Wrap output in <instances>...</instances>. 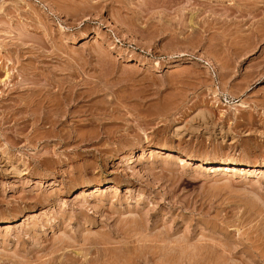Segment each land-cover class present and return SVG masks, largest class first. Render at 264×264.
I'll return each mask as SVG.
<instances>
[{
	"label": "rangeland",
	"instance_id": "rangeland-1",
	"mask_svg": "<svg viewBox=\"0 0 264 264\" xmlns=\"http://www.w3.org/2000/svg\"><path fill=\"white\" fill-rule=\"evenodd\" d=\"M184 1L0 0V264H264V0Z\"/></svg>",
	"mask_w": 264,
	"mask_h": 264
},
{
	"label": "bare ground",
	"instance_id": "bare-ground-1",
	"mask_svg": "<svg viewBox=\"0 0 264 264\" xmlns=\"http://www.w3.org/2000/svg\"><path fill=\"white\" fill-rule=\"evenodd\" d=\"M174 2H175V0H173ZM179 1V0H178ZM228 2L229 1V3H228V5H224L225 4V2ZM254 1V0H253ZM185 3H188V4H186V5H195L197 8L199 7V8H201L203 11H205V12H211V13H214L215 11L214 10H216L217 8H220V9H218V10H223L224 11V13H242V12H244L246 9H248V8H246V9H244L245 8V6L246 5H244V6H242V5H240V4H238V3H236L235 2V0L233 1H231V0H185L184 1ZM226 2V3H227ZM251 2V1H250ZM169 3V2H168ZM173 3V2H172ZM176 3V2H175ZM174 3V4H175ZM250 4V3H249ZM171 5V4H170ZM185 5V6H186ZM184 7V6H183ZM247 7V6H246ZM251 7V6H250ZM198 8V9H199ZM197 9V10H198ZM244 9V10H243ZM251 8H249V10H250ZM191 10V9H190ZM252 10V9H251ZM193 11V10H192ZM200 11V10H199ZM198 11V12H199ZM214 11V12H213ZM248 11V10H247ZM247 11H245V12H247ZM249 12V11H248ZM251 12V11H250ZM222 13V12H221ZM215 14V13H214ZM233 16V15H232ZM224 17V16H223ZM226 17V16H225ZM237 17V16H236ZM191 19V18H190ZM189 19V21L187 22V20H185L184 19V21H182V23L180 24L179 22L180 21H178L177 23H179V25L181 26V25H186V26H183L184 28L185 27H188L187 25H191V26H194V24L195 25H210L211 23L208 21V22H204V21H201V22H199V23H194V22H192V20H190ZM205 20V19H204ZM219 19L217 18L216 20H215V23H216V21H218ZM171 21V20H170ZM169 21V22H170ZM213 21H214V18H213ZM231 22V21H230ZM224 23H226V22H224ZM213 24H214V22H213ZM233 24H235V23H233ZM178 25V24H177ZM201 25H200V27H201ZM216 26V25H215ZM213 27V26H212ZM219 27V26H218ZM201 28H203V27H201ZM205 28V27H204ZM216 28V27H215ZM7 73V72H6ZM7 75H8V73H7ZM6 74H5V77H9V76H7ZM6 81V80H5ZM242 111V110H241ZM199 113V112H198ZM242 113V112H241ZM198 115V114H197ZM203 116H204V114H203ZM203 116H199L200 118H202ZM108 151V150H107ZM198 156H200V155H198ZM197 156V157H198ZM208 156H210V155H208ZM214 155H212L211 157H198V158H196V161H198V162H200V163H202V164H213V163H218L220 166H221V168H222V170H229L230 169V166H249L251 163L248 161V159L246 160V159H244V160H238V159H235V158H231V157H229V158H225V159H222V160H217L216 158H214L213 157ZM177 157V156H176ZM186 157V156H185ZM174 158V160H175V157H173ZM183 158V157H182ZM187 159H189V157H186ZM185 158V159H186ZM179 159V158H178ZM177 159V160H178ZM185 159L183 160V159H180L181 160V162H184L185 161ZM186 159V160H187ZM184 163H186V162H184ZM188 163V162H187ZM95 185V184H94ZM98 187V186H97ZM88 190H89V188H87ZM87 190V191H88ZM90 191V190H89ZM94 192V191H93ZM95 192H97V191H95ZM82 192L80 191V194H81ZM115 193V192H114ZM90 194V193H89ZM116 194V193H115ZM83 195V194H82ZM87 195V194H86ZM81 197V196H80ZM32 214V213H31ZM30 215V214H29ZM25 217H27V216H25ZM134 217V216H133ZM29 218L30 217H28L27 219H25L24 218V221H23V223H21V224H23L24 226L27 224H30V223H28L29 222ZM131 218V217H130ZM130 222H131V219H130ZM131 224V223H130ZM22 225V226H23ZM147 225V224H146ZM4 226V225H3ZM21 226V227H22ZM128 228H130V227H128ZM24 229V228H23ZM122 230H123V228H122ZM119 231V230H118ZM27 233V232H26ZM121 233V232H120ZM117 234V233H116ZM259 234V233H258ZM126 235V234H125ZM261 235V234H260ZM66 236V235H65ZM74 236V235H73ZM110 236V235H109ZM123 236V235H122ZM130 236V235H129ZM64 237V236H63ZM88 238V237H87ZM94 238V237H93ZM105 238V237H104ZM126 238V237H125ZM144 238V237H143ZM76 239V238H75ZM92 239V238H91ZM98 239V238H97ZM107 239V238H106ZM153 239V238H152ZM262 239V238H261ZM68 240V239H67ZM87 240V239H86ZM122 240V239H121ZM132 240V239H131ZM147 240V239H146ZM151 240V239H150ZM61 241H63V244H64V240H60V242ZM208 241V240H207ZM59 242V241H58ZM59 242V243H60ZM85 242V241H84ZM137 242V241H136ZM154 242V241H153ZM173 242V241H172ZM109 243V242H108ZM143 243V242H142ZM175 243V242H174ZM181 244H182V242H180ZM107 244V243H106ZM112 244V243H111ZM155 244H157V243H155ZM169 244V243H168ZM178 244V243H177ZM176 244V245H177ZM180 244V245H181ZM185 244V243H184ZM184 244H182V245H184ZM212 244V243H211ZM220 244V243H219ZM59 245V244H58ZM62 245V244H61ZM86 245V244H85ZM97 245V244H96ZM135 246V245H134ZM167 246V245H166ZM172 246V247H171ZM168 245V252L169 251H171L172 249H173V246L174 245ZM185 246H186V244H185ZM188 246V245H187ZM186 246V247H187ZM198 246V245H197ZM256 246V245H255ZM53 247V246H52ZM63 247V246H62ZM190 247V246H189ZM196 247V246H195ZM212 247V249H214L213 248V246H211ZM211 247L209 246V248L211 249ZM221 247V246H220ZM79 248V247H78ZM163 248H164V246H163ZM206 248V244L204 245V243H203V245H200L199 246V249L197 250V257H199V261H200V258H202L201 259V261L203 260V255L205 254L204 253V251L206 250L205 249ZM257 248V247H256ZM53 249V248H52ZM76 249V248H75ZM85 249V248H84ZM107 249V248H106ZM106 249H103L104 251L106 250ZM181 249H182V247H181ZM193 249H194V247H193ZM205 249V250H204ZM208 249V248H207ZM221 249V248H220ZM228 249V248H227ZM226 249V250H227ZM232 249V248H231ZM51 250V249H50ZM50 250H49V252H50ZM57 250H58V248L57 247H55L53 250H51V253L53 254V253H55V252H57ZM108 250H109V248H108ZM108 250H106V251H108ZM141 250V249H140ZM160 250H161V248H160ZM175 250V249H174ZM184 250V249H183ZM187 250V249H186ZM215 250H217V249H215ZM222 250H224V249H222ZM221 250V251H222ZM263 250V249H262ZM110 251V250H109ZM207 251V250H206ZM84 252V251H83ZM82 252V254H84ZM96 252V251H95ZM123 252V251H122ZM144 252V251H143ZM146 252V251H145ZM172 252V251H171ZM240 252V251H239ZM80 253V252H79ZM106 253V252H105ZM104 253V254H105ZM108 253V252H107ZM124 253V252H123ZM158 253V252H157ZM196 253V252H195ZM209 253V252H208ZM49 254V253H48ZM81 254V253H80ZM79 254V255H80ZM101 254V253H100ZM170 254V253H169ZM211 254V253H210ZM213 254H214V252H213ZM51 255V254H50ZM67 255V254H66ZM71 255V254H70ZM78 255V254H77ZM77 255H75L76 257H77ZM127 255V254H126ZM172 255V254H171ZM193 255V254H192ZM196 255V254H195ZM206 255V254H205ZM56 256V255H55ZM54 256V254L52 255V257H49L50 259L48 260L47 259V264H57V262H56V257ZM96 256V255H95ZM106 256V255H105ZM110 256V255H109ZM109 256H108V254H107V257L109 258ZM142 256V255H141ZM257 256H259L256 252H255V257H257ZM65 257V256H64ZM102 257H104V256H101V258ZM107 257H104V258H102V259H108ZM134 257H135V255H134ZM138 258H140L139 256H137ZM152 257V256H151ZM193 257V256H192ZM206 257V256H205ZM205 257H204V259H205ZM67 258V259H66ZM83 258V257H82ZM81 258V259H82ZM94 258V257H93ZM93 258H89V259H85V261L84 262H82V261H79L80 263H78V264H100V262H102L101 264H112L113 262H110V261H114L112 258H110L108 261H104V260H101V261H99V260H97V259H99L98 257L96 258V259H93ZM100 258V259H101ZM123 258V257H122ZM138 258H134V259H137L138 260ZM187 258V257H186ZM259 258H260V256H259ZM65 262L63 263V264H77V260H79L78 259V257L77 258H75L74 256H69V255H67V257H65ZM134 259H132L133 261H135ZM145 260L144 261H147V259L146 258H144ZM190 259V258H189ZM256 259V258H255ZM97 260V261H96ZM129 260V259H128ZM191 260V259H190ZM225 260V259H224ZM1 261V260H0ZM98 261H99V263H98ZM129 261H131V260H129ZM149 261V260H148ZM147 261V262H148ZM200 261V262H201ZM206 261V260H205ZM218 261H219V259H218ZM58 262H60V261H58ZM124 262V261H123ZM192 262V261H191ZM198 262V261H197ZM204 262V261H203ZM114 263H115V261H114ZM113 263V264H114ZM134 263V262H133ZM233 263V262H232ZM59 264H62V263H59ZM135 264H145L144 262H142L140 259L138 260V261H136V263ZM191 264V263H190ZM198 264V263H197Z\"/></svg>",
	"mask_w": 264,
	"mask_h": 264
}]
</instances>
